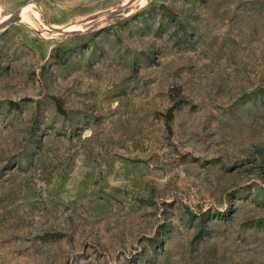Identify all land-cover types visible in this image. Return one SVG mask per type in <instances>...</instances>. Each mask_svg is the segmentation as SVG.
I'll use <instances>...</instances> for the list:
<instances>
[{
  "label": "rangeland",
  "instance_id": "rangeland-1",
  "mask_svg": "<svg viewBox=\"0 0 264 264\" xmlns=\"http://www.w3.org/2000/svg\"><path fill=\"white\" fill-rule=\"evenodd\" d=\"M0 264H264V0H0Z\"/></svg>",
  "mask_w": 264,
  "mask_h": 264
}]
</instances>
